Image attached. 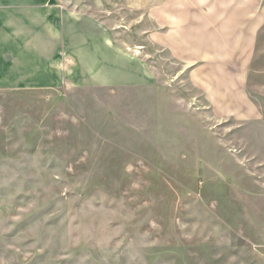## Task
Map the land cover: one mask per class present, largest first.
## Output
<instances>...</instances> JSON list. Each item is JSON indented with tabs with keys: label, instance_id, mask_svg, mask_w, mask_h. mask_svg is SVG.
I'll list each match as a JSON object with an SVG mask.
<instances>
[{
	"label": "rangeland",
	"instance_id": "1",
	"mask_svg": "<svg viewBox=\"0 0 264 264\" xmlns=\"http://www.w3.org/2000/svg\"><path fill=\"white\" fill-rule=\"evenodd\" d=\"M261 32L172 121L160 89L0 91V264H264Z\"/></svg>",
	"mask_w": 264,
	"mask_h": 264
},
{
	"label": "crops",
	"instance_id": "2",
	"mask_svg": "<svg viewBox=\"0 0 264 264\" xmlns=\"http://www.w3.org/2000/svg\"><path fill=\"white\" fill-rule=\"evenodd\" d=\"M254 2L0 0V91L160 89L163 120L179 119L182 89L211 84L228 100L231 53L263 32Z\"/></svg>",
	"mask_w": 264,
	"mask_h": 264
},
{
	"label": "bare ground",
	"instance_id": "3",
	"mask_svg": "<svg viewBox=\"0 0 264 264\" xmlns=\"http://www.w3.org/2000/svg\"><path fill=\"white\" fill-rule=\"evenodd\" d=\"M135 52L139 54V53H140V50H137V51H135Z\"/></svg>",
	"mask_w": 264,
	"mask_h": 264
}]
</instances>
